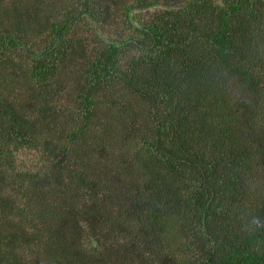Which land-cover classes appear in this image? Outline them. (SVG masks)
<instances>
[{
  "label": "trees",
  "instance_id": "obj_1",
  "mask_svg": "<svg viewBox=\"0 0 264 264\" xmlns=\"http://www.w3.org/2000/svg\"><path fill=\"white\" fill-rule=\"evenodd\" d=\"M0 264H264V0H0Z\"/></svg>",
  "mask_w": 264,
  "mask_h": 264
}]
</instances>
